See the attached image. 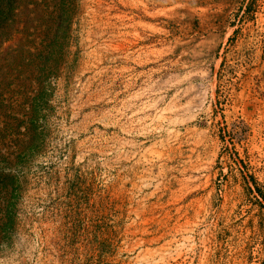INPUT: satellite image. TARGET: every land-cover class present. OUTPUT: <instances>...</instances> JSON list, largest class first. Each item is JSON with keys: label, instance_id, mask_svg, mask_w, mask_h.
Returning a JSON list of instances; mask_svg holds the SVG:
<instances>
[{"label": "rangeland", "instance_id": "rangeland-1", "mask_svg": "<svg viewBox=\"0 0 264 264\" xmlns=\"http://www.w3.org/2000/svg\"><path fill=\"white\" fill-rule=\"evenodd\" d=\"M0 264H264V0H0Z\"/></svg>", "mask_w": 264, "mask_h": 264}]
</instances>
